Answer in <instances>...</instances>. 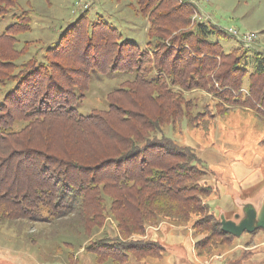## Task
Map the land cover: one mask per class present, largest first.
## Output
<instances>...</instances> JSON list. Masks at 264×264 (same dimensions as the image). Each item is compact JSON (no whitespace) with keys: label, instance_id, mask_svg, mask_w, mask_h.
Masks as SVG:
<instances>
[{"label":"trees","instance_id":"1","mask_svg":"<svg viewBox=\"0 0 264 264\" xmlns=\"http://www.w3.org/2000/svg\"><path fill=\"white\" fill-rule=\"evenodd\" d=\"M127 1L147 19L152 41L144 47L85 11L52 46L32 51L18 40L30 30L29 14L11 15L0 35V223H65L92 237L85 252L97 264H150L165 249L147 230L190 227L196 255L210 257L237 239L211 210L214 174L163 132L183 123L205 129L234 109L264 117V53H226L219 40L228 34L192 23L197 11L186 1ZM16 2L0 0V18ZM91 72L132 80L106 95V110L83 115L75 106ZM195 89L216 100L213 113L194 112L184 93ZM108 221L112 235L100 233Z\"/></svg>","mask_w":264,"mask_h":264},{"label":"rangeland","instance_id":"2","mask_svg":"<svg viewBox=\"0 0 264 264\" xmlns=\"http://www.w3.org/2000/svg\"><path fill=\"white\" fill-rule=\"evenodd\" d=\"M183 1L196 8L192 23L199 20L227 32L226 39L219 40L226 53L244 49L231 28L239 34L257 37L249 47V59L254 51L264 53V0ZM128 4L127 0L120 3L115 0H17L15 9L0 18V35L11 25L12 14L26 11L30 30L19 35L18 40L20 44L31 42L32 51H37L40 47L52 46L81 12L88 11L91 18L110 23L123 39L144 47L152 41L148 37L147 19L137 15ZM30 57L31 53L21 61ZM131 80L132 75L126 73L91 72L88 92L75 106L76 111L87 115L93 109L106 110V95ZM184 95L196 104L194 112L211 110L213 113L216 100L207 92L195 89ZM261 115L253 109H234L224 118L207 120L205 129L185 123L175 130L164 129L166 137L193 150L214 174L208 182L216 187L209 201L215 215L220 210L227 212L242 194L249 195L264 186V117ZM114 225L108 221L100 233L112 235ZM145 238L165 249L163 258L147 261L150 264H264L262 230L243 233L229 248L203 258L193 249L197 238L190 227L165 224L160 229L147 230ZM91 239L71 232L65 223L3 222L0 223V264H70L71 258L76 264H97L94 255L85 252Z\"/></svg>","mask_w":264,"mask_h":264},{"label":"water","instance_id":"3","mask_svg":"<svg viewBox=\"0 0 264 264\" xmlns=\"http://www.w3.org/2000/svg\"><path fill=\"white\" fill-rule=\"evenodd\" d=\"M225 212L220 210L218 215L223 233L239 238L243 233L264 232V186L249 195L242 194Z\"/></svg>","mask_w":264,"mask_h":264},{"label":"built area","instance_id":"4","mask_svg":"<svg viewBox=\"0 0 264 264\" xmlns=\"http://www.w3.org/2000/svg\"><path fill=\"white\" fill-rule=\"evenodd\" d=\"M229 30L233 31L234 34H237V41L241 42V45L243 46L244 49H249V47L251 46V43L254 42L257 38V37H252L246 33L239 34L233 28H231Z\"/></svg>","mask_w":264,"mask_h":264},{"label":"bare ground","instance_id":"5","mask_svg":"<svg viewBox=\"0 0 264 264\" xmlns=\"http://www.w3.org/2000/svg\"><path fill=\"white\" fill-rule=\"evenodd\" d=\"M227 33V32H226ZM253 37V36H252Z\"/></svg>","mask_w":264,"mask_h":264}]
</instances>
